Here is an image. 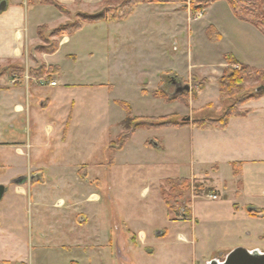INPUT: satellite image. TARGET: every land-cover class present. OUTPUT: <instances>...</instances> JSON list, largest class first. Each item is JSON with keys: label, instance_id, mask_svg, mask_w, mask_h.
<instances>
[{"label": "rangeland", "instance_id": "rangeland-1", "mask_svg": "<svg viewBox=\"0 0 264 264\" xmlns=\"http://www.w3.org/2000/svg\"><path fill=\"white\" fill-rule=\"evenodd\" d=\"M118 3L119 0H110L108 6L117 8ZM166 5L184 10L188 9L189 0ZM262 7L264 9V4ZM103 8L104 4H101L98 9L84 8L81 13L95 14L105 11ZM66 10L68 14L60 13L62 17L68 18L62 25L78 20L76 12ZM54 11L50 6L34 7L26 26L27 31L33 33L36 25L53 27L58 24L61 20L52 15ZM200 15L190 12L191 18ZM187 17V13L170 17L168 13L139 5L121 22L83 25L81 30L68 36L69 43L59 47L46 59L58 67L59 75L47 78L56 80L57 88L43 89L45 93L54 95L51 111L46 113L48 122L43 123L53 125L59 121L60 126L66 129L65 136L71 126V141L66 140L65 148L57 149L54 155L51 151L42 153L43 181L35 184L43 195L45 231L48 232L54 222L66 229L63 224L67 220L75 223L84 220L82 224H76L79 227L73 234L93 235L98 244L107 245L100 253L89 248L84 256L80 252L77 259L82 264H203L202 258L194 257L187 243L179 240L178 236L188 237L190 232L188 223L183 220L186 208H189L188 195L205 193L210 186L208 180L199 178L191 181V191L184 199H176L177 194L173 193L170 204L175 214L164 205L159 189L163 184L168 191L164 180L179 177L182 170L180 155L161 152L148 154L142 149L146 137L165 144L162 131L147 136L144 131L138 133L119 155L107 154L102 148L106 140L114 139L121 132L114 128L105 134L102 127L105 122L117 118V113L111 110L117 106L112 100L128 103L138 117L157 119L177 114L173 121L186 118L193 120L200 115L195 111L212 104L216 118L221 115L222 108L214 78L224 62L223 56L231 54L248 65L264 69L263 36L249 25L236 21L225 0L216 1L197 20L188 22ZM233 22H236L235 26ZM53 30L47 26L38 28L40 46L59 44L62 38L53 37ZM208 30L218 34L217 40L207 37ZM35 66L36 69L40 67L37 64ZM226 68L229 66L225 62L222 70ZM45 69L47 71L44 70V73L50 74L54 68ZM166 72H169L167 75L184 79L178 86L187 85L190 93L188 97L196 93L197 97L165 104L161 99L141 95L142 88L153 92L161 85V78ZM193 79H197L196 82ZM263 82L259 78L246 80L241 85L240 94H255V89ZM199 84L203 86L202 91L197 86ZM162 94L172 97L174 88L167 83L162 84ZM247 105L264 106V96ZM117 107L119 115L125 118V112ZM54 116L59 118L55 119ZM123 128L125 132L124 125ZM175 137L181 138L180 135L172 138ZM112 144H116V141ZM173 147L176 148L175 145ZM52 148H58L55 142ZM110 160L113 164L105 163ZM79 165H85L81 172L77 171ZM222 168L219 185L229 175ZM7 176L6 171L0 169V186ZM78 178L90 182L97 179L98 183L89 182L81 186L83 183ZM89 187L100 197L98 201H85L84 194L88 195ZM60 199L63 205L55 208L54 204ZM5 200L7 197L1 201ZM128 230L143 232L146 235L145 244L140 245L138 241L130 239ZM47 258L50 259L45 262L51 263L52 257ZM216 259L223 261L224 257ZM63 261L62 256L58 264Z\"/></svg>", "mask_w": 264, "mask_h": 264}, {"label": "crops", "instance_id": "crops-1", "mask_svg": "<svg viewBox=\"0 0 264 264\" xmlns=\"http://www.w3.org/2000/svg\"><path fill=\"white\" fill-rule=\"evenodd\" d=\"M53 1L74 13H81L88 7L98 9L103 2V0ZM2 2L5 3V9L0 11V163L2 164L0 169H4L8 176L3 182L4 185L2 184L5 189L2 199L7 197V200H0V264H58L62 261V256L64 257L62 264H82L77 259L80 252L84 256L89 248L100 253L107 245L98 244L97 238L93 235L73 234L79 227L77 225L82 224L84 220H79L78 223L67 220L63 224L66 229H62L54 222L53 226L48 228V232L45 231L43 195L39 193V186L35 184L43 181L42 153L51 151L54 155L57 149L65 148L66 140L71 141L72 127L70 126L65 136L66 129L60 126L59 121L53 125L49 123L44 125L43 122H48L46 113L51 111L54 95L45 93L43 89L58 87L56 80L47 78L57 77L59 69L46 61L48 54L34 52L33 49L40 46L38 28L47 26L53 30L64 24L68 18L62 17L53 7L56 12L54 11L52 15L61 21H57L58 24L53 27L36 25L34 32L29 33L26 26L31 11L34 7L43 5H31L28 0H0V4ZM142 6L168 13L170 17L187 13L188 22L201 18L209 9L207 8L198 18H191L189 9L183 10L178 6L175 8L172 5L143 4ZM162 8L168 10L163 11ZM235 23L233 22V26L236 25ZM249 27L254 28L251 25ZM257 33L263 36L260 32ZM67 43L69 38L63 37L59 40V47ZM234 58L243 65L264 70L248 65L236 56ZM36 64L54 69L50 71L52 73L38 77L30 74L31 69H36ZM224 65L225 61L214 78L215 82L221 77ZM168 73L166 72L164 76ZM190 80L192 78L188 79ZM50 81L56 82V86H49ZM156 89L149 92L142 88L141 95L157 99L152 95ZM112 102L117 101L112 100ZM250 106L243 107L250 110L247 115L229 119L225 129L202 130L191 124L178 128L138 129L121 149L112 153L109 147L124 133L123 124L126 115L125 118L119 115L117 106L111 108L117 113V118L105 122L102 126L105 134L114 128L121 130L114 139L106 140L105 146L102 147L105 153L116 155L123 152L124 147L138 133L144 131V135L147 136L152 132L162 131L165 144L158 139L151 140L146 137L142 142L143 151L148 154L161 152L167 155H180L182 170L176 179H187L190 182L199 178L208 180L210 186L206 189H211V192L199 196L188 195L191 201L190 219L184 222L188 223L190 232L188 237L178 236L179 240L187 243V248L193 252L194 257L202 258L203 264H208L212 257L215 259L225 257L239 247L250 252L264 253V106ZM131 111L135 118H153L138 117L135 116L132 108ZM58 118L57 116L55 119ZM41 124L44 126L42 129ZM42 130L47 138L43 137ZM175 135H180L181 138L173 139ZM54 142L58 146L56 149L52 148ZM151 142L156 143L157 146H153ZM111 162L110 160L105 163L111 164ZM79 167L81 169L77 168V171L81 172L85 165ZM222 167L229 175L219 185ZM234 169L238 170L237 174L234 173ZM78 181L83 183L81 186L90 182L88 179L82 181L80 178ZM90 183L97 184L98 180L95 179ZM89 188L88 195L84 194L85 201H98L100 197L91 190V187ZM144 192L145 190L142 195ZM62 205L63 200L60 199L54 207L59 208ZM128 233L130 239L138 241L140 245L145 244L146 235L143 232L128 230ZM47 256L52 257L51 263L45 262L50 259Z\"/></svg>", "mask_w": 264, "mask_h": 264}, {"label": "trees", "instance_id": "trees-1", "mask_svg": "<svg viewBox=\"0 0 264 264\" xmlns=\"http://www.w3.org/2000/svg\"><path fill=\"white\" fill-rule=\"evenodd\" d=\"M218 0H189V7L192 15L203 14L211 4ZM232 15L240 22L247 23L253 26L258 32L264 36V9L262 5L264 0H225ZM110 0H103L105 11H100L95 14H84L77 13L78 20L69 24L61 25L53 30V37L63 38L68 37L77 31L81 30L84 24H93L98 22H110L118 23L126 19L139 5H166V4H176V3H186V0H119L117 8H110L108 6ZM31 5H48L54 7L61 14H68L66 8L60 6L53 0H28ZM40 32H38L39 34ZM207 37L210 40H217L218 34L211 30L207 31ZM59 44L51 43L45 46H37L33 49L34 52L44 53V54H54L58 50ZM224 61L228 64L229 68H226L222 76L218 79V99L220 101V106L222 108V113L220 116L214 118L216 110L212 104L206 105L198 111L200 114L195 119L187 120L183 119L181 121H173L176 118L175 115L165 116L162 118H135L132 114L131 108L128 103L117 101L115 104L119 106L126 113V119L124 121L125 132L118 137L116 144H112L109 147V151L112 153L115 150L121 149L127 141L131 138L133 133L138 129H161V128H178L185 125H193L198 129L210 130V129H225L227 127L228 121L231 118H240L247 115L250 110L243 108L249 102L256 101L264 96V70H257L249 66L239 63L231 54H225L223 56ZM46 71L44 66H40L37 69H31L30 74L36 75L38 77L47 75L44 73ZM259 78L262 81L254 93L242 92V84L246 80H255ZM164 80V81H163ZM196 82L197 79H193ZM181 80L176 76L166 75L162 78V83L160 87L153 93V96L158 99H162L165 103H172L175 101H180L182 99H195L196 94H191L188 91H182L180 93H175L172 97H166L162 94V84L171 86L173 83H181ZM205 84V82L203 81ZM186 86V85H185ZM200 91H202L203 86L201 84ZM202 86V87H201ZM186 93L184 96L181 95ZM144 93V92H143ZM181 95V96H179ZM196 95V96H195ZM179 96V99H178ZM206 113V114H205ZM205 114V115H203ZM234 173L237 174L238 170L234 169ZM164 184L169 188L165 190L161 185L160 187V197L164 205L172 211V204H170V198L173 193L177 194L176 199L183 198L189 194L191 191L190 181L187 179H167ZM211 189L205 190V193L211 192ZM200 192L192 193L193 196H199ZM178 198V199H179ZM190 200L188 198V206H190ZM175 213L174 211H172ZM176 214V213H175ZM190 219L189 208H186V213L183 215V220L188 221Z\"/></svg>", "mask_w": 264, "mask_h": 264}, {"label": "water", "instance_id": "water-1", "mask_svg": "<svg viewBox=\"0 0 264 264\" xmlns=\"http://www.w3.org/2000/svg\"><path fill=\"white\" fill-rule=\"evenodd\" d=\"M5 9V3L2 2L0 4V11ZM189 87L183 86L179 87L176 92L180 93L182 91H188ZM189 120V119H187ZM153 146H157L156 143L151 142ZM5 189L3 186H0V200L3 197ZM208 264H264V253H260L259 251H248L244 248H236L232 250L229 254L224 257L223 261L219 259H214L208 262Z\"/></svg>", "mask_w": 264, "mask_h": 264}, {"label": "flooded vegetation", "instance_id": "flooded-vegetation-1", "mask_svg": "<svg viewBox=\"0 0 264 264\" xmlns=\"http://www.w3.org/2000/svg\"><path fill=\"white\" fill-rule=\"evenodd\" d=\"M178 85H179V83H173L172 82V85L171 86L174 88L175 93H177L176 90L179 88Z\"/></svg>", "mask_w": 264, "mask_h": 264}, {"label": "built area", "instance_id": "built-area-1", "mask_svg": "<svg viewBox=\"0 0 264 264\" xmlns=\"http://www.w3.org/2000/svg\"><path fill=\"white\" fill-rule=\"evenodd\" d=\"M48 84L49 86H52V87L56 86V82L54 81H50ZM213 199H215V197H213Z\"/></svg>", "mask_w": 264, "mask_h": 264}]
</instances>
